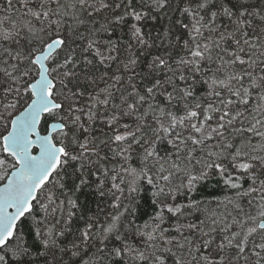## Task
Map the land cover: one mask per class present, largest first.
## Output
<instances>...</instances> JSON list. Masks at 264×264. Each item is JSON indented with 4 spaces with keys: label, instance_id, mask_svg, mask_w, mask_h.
I'll use <instances>...</instances> for the list:
<instances>
[{
    "label": "snow or ice",
    "instance_id": "obj_1",
    "mask_svg": "<svg viewBox=\"0 0 264 264\" xmlns=\"http://www.w3.org/2000/svg\"><path fill=\"white\" fill-rule=\"evenodd\" d=\"M0 264H264V0H0Z\"/></svg>",
    "mask_w": 264,
    "mask_h": 264
}]
</instances>
